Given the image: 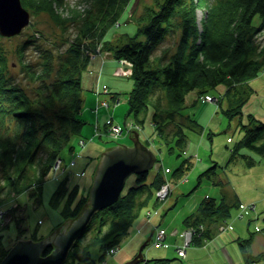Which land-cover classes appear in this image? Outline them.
I'll return each mask as SVG.
<instances>
[{"label": "trees", "instance_id": "trees-1", "mask_svg": "<svg viewBox=\"0 0 264 264\" xmlns=\"http://www.w3.org/2000/svg\"><path fill=\"white\" fill-rule=\"evenodd\" d=\"M29 1L31 6L36 5L38 9L52 7V0ZM133 1L94 0L89 7L80 10L82 13L77 15L78 19H82L81 28L60 61L57 76L52 82L45 81L54 71L55 58L51 51H45L48 53L43 55L40 70L33 68L29 62L28 65L25 64L27 74L40 82L35 95L31 97L21 86L15 85L10 77L5 76L3 63L6 58L4 54H0V173L3 177L0 204L5 203L2 196L4 187H10L18 193L28 192L36 186L42 190L44 182L56 169L57 161L61 158L65 160L62 155L64 148L84 124L80 116L85 99L82 74L91 65L90 52L96 50L99 44H107V48L119 60L126 58L133 63L130 76L134 85L125 97L129 104L126 125L131 117L140 128L150 115L160 140L170 152L178 151V155L183 154L188 147L190 137L187 130L198 129L201 125L192 114L187 115L185 110L190 92L209 94L220 84H227L226 91H222L226 94L235 82L243 83L260 78L264 72V45L259 47L255 42L258 33L264 28V0H218L214 4H207V0H155L153 4L146 6L141 16L133 19L138 23L136 35L124 36L117 33L116 38L113 39V35L109 37L112 28L122 25V14L125 10L130 12ZM204 7H207L208 13L199 22L198 10ZM175 32H180L179 43L169 60L154 57L153 51L167 36ZM252 90H243L240 99L226 111H231L232 115H242V106L251 96ZM159 91L165 94H160ZM105 92L114 94L113 99L104 98ZM95 94L94 108H98L97 111L101 107H107L104 102L110 108L121 100V92H113L109 87L105 91L102 86L98 91L95 90ZM47 111H51L52 115L47 114ZM183 116L187 117V123ZM171 125L173 128L166 131ZM242 126L244 134L233 151L239 152L241 147H246L251 153L264 158V121L249 113L247 122ZM124 134H129L131 138V132L126 126L123 127ZM246 157L249 165L257 162L251 155ZM189 162L188 158L183 159L180 167L174 170L175 176L185 174L190 168ZM214 164L211 163V167L199 175L195 187L200 185L204 177L214 179L216 171L213 169L218 166ZM149 173L150 171L137 174L136 185L124 188L117 202L94 214L83 235L75 241L66 264H73L74 261L79 264H97V259L91 255L94 246L100 245V261L108 256L106 251L120 247L142 209L153 199L154 189L160 188L164 182L162 173L158 172L156 180L148 183ZM62 182L56 192L57 198L70 189L69 176ZM76 190L75 187L72 193H76ZM221 191L223 193V187ZM191 192L192 189L184 195ZM144 193H147L145 200L139 201ZM204 197L194 207L196 209L183 218L185 228L193 226L196 229L192 236V244L196 246L205 238L213 239L216 227L231 215L233 204L228 203L225 196L220 197V200L210 195ZM89 198L88 193L75 207L70 204L66 210V219L77 218L89 206ZM22 218L21 216L16 222L17 237L23 230L19 229ZM93 225L95 236L89 243H84L83 237ZM157 227L167 231L164 227ZM151 236L150 242L156 245L157 232ZM43 238L42 236L38 240ZM183 238L186 239L184 233ZM251 240L238 238L246 259L250 263H257L264 254L260 257L250 253ZM54 248V245H49L45 248V254L51 253ZM177 250L179 249L176 248L175 251ZM6 254L4 252L1 255L0 262ZM179 255L177 251V256ZM159 260L168 262L171 259Z\"/></svg>", "mask_w": 264, "mask_h": 264}, {"label": "rangeland", "instance_id": "rangeland-1", "mask_svg": "<svg viewBox=\"0 0 264 264\" xmlns=\"http://www.w3.org/2000/svg\"><path fill=\"white\" fill-rule=\"evenodd\" d=\"M21 1L30 12V21L16 35H4L0 32V54H4L6 58L3 63V70L6 71L5 76L10 77L15 85L21 86L31 97L35 95L40 82L27 74L25 64L28 65L29 62L33 68L40 70L43 55L48 53L45 51H51L55 58L54 71L50 77H46L45 81L52 82L57 76L60 61L66 55L67 48L81 28L82 19H78L79 13H82L85 7H89L92 4L90 2L94 0H52L51 9H38L36 5L31 6L29 0ZM154 2L155 0H134L130 12L125 10L122 14V25L112 28L108 36L113 35L114 39L118 36L117 33L124 36L136 35L138 23L135 20L145 12L146 6ZM217 2L218 0H207V4ZM207 13V7L198 10L199 22L207 16ZM179 37L180 32L167 36L153 51V56L163 57L164 61H168L177 49ZM29 41L30 43H28ZM255 42L259 47L264 45V28L258 33ZM90 55L92 56L91 65L82 74L85 99L80 116L83 118L84 124L81 131L74 133L68 146L64 148L62 155L65 160L63 161L61 158L57 161L56 164L59 166L44 182L42 190L36 186L28 192L18 193L10 187H4L2 196L5 203L0 204V257L4 252L8 253L7 249L12 248L13 243H17L20 239L28 237L38 240L42 236L46 238L53 233L67 220L65 214L70 204L75 207L84 195L88 193L91 195L103 152L111 146L132 144L130 135H123V127L126 126L125 120L129 111V104L125 97L128 95L127 92L132 89L134 80L130 73L117 74L116 69L123 68L130 71L133 69V64L132 66L126 62L121 64L105 43L99 44L96 50L90 52ZM102 86L109 87L113 92L120 91L121 100L116 101L117 103L112 104L110 108H108V103L104 102L105 105H103L107 107H101L97 111L98 108H94L95 90L98 91ZM251 88L253 92L242 106V115L240 113L232 115L231 111H226L234 106L237 99H240L243 90ZM225 89H227V84H220L217 88L212 89L209 94L214 97L210 101L205 100L207 93L202 95L197 91H192L187 95L188 108L185 109L187 115L192 114L202 126L199 125L198 129L187 130L190 137L188 138L189 143L181 155H178V151L170 152L167 145L162 139L160 140L161 137L156 132L150 115L139 131L132 129L139 133L143 143L147 141L148 147L152 146L159 157L155 166L150 169L148 183L156 180L158 172L162 173L164 182L160 188L154 189L153 199L142 209L140 216L125 235L118 251L100 261L98 259L100 245L91 249V255L97 259V264L104 260L108 264H121L132 258L143 241L155 233L154 230L157 226L166 228L169 233L175 232L170 235L172 246L159 248L150 242L144 249V254L148 257L153 255L170 258L168 264H218L220 260H224L223 252L230 251L231 257L228 258L230 259L228 264H264V158L251 153L246 147H241L239 152L233 151L234 146L236 147L244 134L242 125L247 122L249 113L264 121V72L260 78L257 77L243 83L235 82L226 94L222 92L226 91ZM159 93L165 94L162 91ZM113 95L105 92L104 98L113 99ZM220 99L222 100L219 101ZM47 114L52 115L51 111H47ZM183 119L186 121L187 117L183 116ZM107 120L108 123H106ZM129 120L135 121L131 117ZM115 126L119 128L117 136L112 134V128ZM172 128L171 125V127H167L166 131ZM246 155L253 156L257 162L249 165ZM185 158L190 160V168L186 170L185 174L175 176L174 170L180 167ZM213 162L214 165H218L213 170L219 171V173L213 171L215 172L213 180L204 177L200 185L195 187L199 175L210 168ZM68 176L70 189L57 198L56 192L63 183L62 181ZM167 182L170 184L169 190L167 193L163 192L162 195L163 185H168ZM136 184L137 174L133 173L128 177L125 189ZM1 186H3V177L0 173ZM75 187L77 188L76 193H72ZM221 187L226 193L224 195L226 201L233 204L231 215L220 226L226 225L227 222L228 229L220 233L219 228L216 227V234L213 239H210L217 249L215 253L218 252L221 255L220 260L217 259V261L214 254L204 249L203 246L193 248L190 246L187 250L186 260L179 258L175 247L177 244H181L184 239L183 218L196 209L194 207L202 198H205L204 196L220 198ZM191 189L193 192L184 195ZM146 196L147 193H144L139 201L145 200ZM245 206L249 209L246 210ZM260 214L261 219H259ZM105 215L100 216L99 219ZM21 216L23 218L19 229L23 230L17 237L16 222L19 218L21 219ZM94 228L95 225L84 235V243H89L93 239ZM238 238L241 240L252 239L249 251L252 255L260 257L263 255L262 259H259L257 263H250L243 255ZM158 264L166 263L158 262Z\"/></svg>", "mask_w": 264, "mask_h": 264}, {"label": "water", "instance_id": "water-1", "mask_svg": "<svg viewBox=\"0 0 264 264\" xmlns=\"http://www.w3.org/2000/svg\"><path fill=\"white\" fill-rule=\"evenodd\" d=\"M30 21V12L21 0H0V32L16 35ZM132 145L111 146L102 154L89 199V206L75 219L66 220L45 239H20L0 264H64L75 241L83 234L95 213L111 206L120 198L128 177L148 172L156 163L154 150L140 140L137 131L131 132ZM150 235L139 248V253L124 264L144 260V247ZM54 243V250L44 256L45 247Z\"/></svg>", "mask_w": 264, "mask_h": 264}, {"label": "bare ground", "instance_id": "bare-ground-1", "mask_svg": "<svg viewBox=\"0 0 264 264\" xmlns=\"http://www.w3.org/2000/svg\"><path fill=\"white\" fill-rule=\"evenodd\" d=\"M95 57H97V56H95ZM130 132H132V131H130ZM145 144H146V142H144ZM132 144H133V141H132ZM131 144V145H132ZM155 166V165H154ZM150 171V170H149ZM224 195H226V193H222V195H221V197H223ZM214 198H216L217 200H220V198L218 197V196H213ZM149 213V212H148ZM259 219H261V214L259 215ZM92 220V219H91ZM91 222V221H90ZM90 222H89V224H90ZM226 222V221H225ZM88 224V225H89ZM228 223L226 222V225H224L223 224V226L222 227H220L221 226V224L219 225V232L221 233V232H224V231H226L227 229H228V227H229V225H227ZM155 232H157L158 233V231H160V229H158V227H156V229L154 230ZM187 231H189V232H191V233H194L195 231H196V229H194V227L193 226H190V227H186V228H184V230H183V233L185 234V236H186V233H187ZM172 233L173 234H175V232H173L172 231ZM171 232L169 233V231H167L166 232V234H165V238H164V240H162V244H156L155 246H157V247H159V248H166V247H169V245H172L171 244V240H170V235L172 234ZM193 236V234H188L187 236H186V239H184V241L181 243V244H177L176 245V247L175 248H177V249H179V250H177L178 251V253L180 254L178 257L179 258H183L184 260H186V256H187V250H188V248L191 246L192 248L193 247H204V249H206L207 251H210L211 253H213L214 254V256H215V259L217 260H220V258H221V255L220 254H218V252L217 253H215V251L217 250V249H215V247L213 246V244H212V240H210V239H204V241H202V243L200 244V245H193L192 244V237ZM48 237V236H47ZM45 239V238H44ZM148 239V238H147ZM33 240H35V241H39V240H37V239H33ZM19 241V240H18ZM50 245H54V243H52V244H50ZM49 246V245H48ZM47 246V247H48ZM54 247H55V245H54ZM46 248V247H45ZM120 248V247H119ZM119 248L117 247V248H112V249H109L108 251H106V255H110V254H113V253H115L116 251H118L119 250ZM11 250V248L9 249V251ZM54 250V249H53ZM182 250V251H181ZM9 251H8V253H9ZM180 251H181V253H180ZM7 253V254H8ZM6 254V255H7ZM50 254V253H49ZM138 254V253H137ZM136 254V255H137ZM6 255H5V257H6ZM44 256H46V255H48V254H45V250H44V254H43ZM136 255H134V256H132V258H130V259H127V261H125L124 263H126V262H128L129 260H131V259H133ZM146 254H144V251H143V256H144V260H142V261H140V262H138L137 264H158V262L159 263H163V262H161L159 259H164V257H156V256H145ZM107 256V257H108ZM223 256H224V260H226L225 262H223L222 260H220V262L218 263V264H228L227 262H229V260L230 259H228V258H230L231 257V253H230V251H227V253H224L223 252ZM4 257V258H5ZM147 257V258H146ZM244 257H245V255H244ZM3 258V259H4ZM246 258V257H245ZM2 259V260H3ZM167 259H169V258H167ZM2 260H1V262H2ZM67 260H68V257H67V259H66V261H65V263L64 264H66V262H67ZM217 260V261H218ZM0 262V263H1ZM170 262V260L168 261V262H166V260H164V263H166V264H168ZM124 263H121V264H124ZM73 264H79L78 262H76V261H74L73 262ZM98 264H108V262H106V260H104V262H100V263H98Z\"/></svg>", "mask_w": 264, "mask_h": 264}, {"label": "built area", "instance_id": "built-area-1", "mask_svg": "<svg viewBox=\"0 0 264 264\" xmlns=\"http://www.w3.org/2000/svg\"><path fill=\"white\" fill-rule=\"evenodd\" d=\"M120 62H121V64L123 63V62H126V63H128L129 65H131L132 66V61H130L129 59H126V58H122L121 60H120ZM116 73L117 74H126V73H130V74H132V70H130V71H127V70H125V69H123V68H118L117 70H116ZM105 91H107V88H105ZM213 97L214 96H212V95H210V94H206V96H205V100L206 101H210V100H212L213 99ZM126 127H128V131H132V129H138L139 128V126L137 125V123H135V121H133V120H130L129 122H128V124L126 125ZM112 134L113 135H115V136H117L118 134H119V128H118V126H115L114 128H112ZM57 166H59V164L57 165L56 164V168H57ZM169 171V170H168ZM167 172V171H166ZM167 184L168 185H163V189H164V191H161L162 192V195L164 194L163 192H165L166 191V193L168 192V190H169V182H167ZM162 189V190H163ZM161 195V194H160ZM247 206V205H246ZM245 206V209L246 210H248L249 208L248 207H246ZM255 206V205H254ZM188 234H193V233H191V232H189V231H187V233H186V236L188 235ZM164 238H165V230H160V231H158V233H157V236H156V244H162V240H164ZM182 251V250H181ZM181 251H180V253H181Z\"/></svg>", "mask_w": 264, "mask_h": 264}]
</instances>
